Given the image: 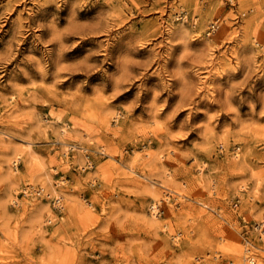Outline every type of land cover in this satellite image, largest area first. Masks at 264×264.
<instances>
[{"label": "rangeland", "instance_id": "1", "mask_svg": "<svg viewBox=\"0 0 264 264\" xmlns=\"http://www.w3.org/2000/svg\"><path fill=\"white\" fill-rule=\"evenodd\" d=\"M0 264H264V0H0Z\"/></svg>", "mask_w": 264, "mask_h": 264}, {"label": "bare ground", "instance_id": "2", "mask_svg": "<svg viewBox=\"0 0 264 264\" xmlns=\"http://www.w3.org/2000/svg\"><path fill=\"white\" fill-rule=\"evenodd\" d=\"M182 27V26H181ZM186 27V26H185ZM187 29V28H186ZM181 30H183L182 28H181ZM186 32V31H185ZM183 33V32H182ZM185 34V33H184ZM181 35V34H180ZM113 115H115V114H113ZM112 117V116H111ZM114 117V116H113ZM116 117V116H115ZM110 118V117H109ZM115 120H116V118H115ZM106 121V120H105ZM46 129V128H45ZM65 129H63V131H64ZM47 131V130H46ZM65 132H66V130H65ZM63 133V132H62ZM22 149H25V148H22ZM29 151H30V155H31V157H34V155H33V150H32V148L30 147V145H29ZM22 152V151H21ZM24 154V153H23ZM66 154V153H65ZM19 155V154H18ZM147 155H149V154H147ZM238 155V154H237ZM14 158H15V156H14ZM16 158H18V159H20V157L18 156V157H16ZM28 159H29V156H28ZM11 160V159H10ZM12 161V160H11ZM49 175V174H48ZM47 176V175H46ZM44 177H45V175H44ZM49 177V176H48ZM47 178V177H46ZM45 179V178H44ZM49 180V179H48ZM54 189V188H53ZM156 193V192H155ZM49 196V195H48ZM155 196V195H154ZM158 196V195H157ZM156 196V197H157ZM16 198V197H15ZM14 198V199H15ZM155 198V197H154ZM156 199V198H155ZM12 200H13V198H12ZM58 200H60V197L58 198ZM63 200V199H62ZM157 200V199H156ZM14 201V200H13ZM156 204H158V203H156ZM156 204H153L152 205V207H150L152 210H153V215H155L156 216ZM44 208V207H43ZM45 213V212H44ZM155 216H153L154 218H155ZM156 219V218H155ZM153 222V221H152ZM157 225H158V223H157ZM253 261V260H252Z\"/></svg>", "mask_w": 264, "mask_h": 264}, {"label": "built area", "instance_id": "3", "mask_svg": "<svg viewBox=\"0 0 264 264\" xmlns=\"http://www.w3.org/2000/svg\"><path fill=\"white\" fill-rule=\"evenodd\" d=\"M218 29V25H217V22H214L210 25V33H214L216 30Z\"/></svg>", "mask_w": 264, "mask_h": 264}]
</instances>
